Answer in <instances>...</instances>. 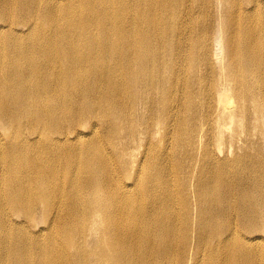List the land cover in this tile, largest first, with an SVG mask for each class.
<instances>
[{
    "label": "bare ground",
    "instance_id": "6f19581e",
    "mask_svg": "<svg viewBox=\"0 0 264 264\" xmlns=\"http://www.w3.org/2000/svg\"><path fill=\"white\" fill-rule=\"evenodd\" d=\"M0 264H264V0H0Z\"/></svg>",
    "mask_w": 264,
    "mask_h": 264
}]
</instances>
